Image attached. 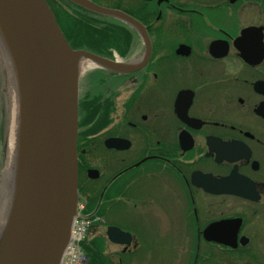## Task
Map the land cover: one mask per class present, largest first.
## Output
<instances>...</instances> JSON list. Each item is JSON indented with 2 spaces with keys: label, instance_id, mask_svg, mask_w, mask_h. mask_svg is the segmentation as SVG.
<instances>
[{
  "label": "flooded vegetation",
  "instance_id": "af4514ba",
  "mask_svg": "<svg viewBox=\"0 0 264 264\" xmlns=\"http://www.w3.org/2000/svg\"><path fill=\"white\" fill-rule=\"evenodd\" d=\"M93 1L143 28L90 13L123 31L94 53L135 68L79 82L91 241L113 264H264V0Z\"/></svg>",
  "mask_w": 264,
  "mask_h": 264
},
{
  "label": "water",
  "instance_id": "95a60500",
  "mask_svg": "<svg viewBox=\"0 0 264 264\" xmlns=\"http://www.w3.org/2000/svg\"><path fill=\"white\" fill-rule=\"evenodd\" d=\"M69 1L143 28L121 10ZM0 34L16 70L20 117L5 182L8 220L0 235V264H61L79 202L81 62L122 72L135 68L73 48L47 0H0ZM108 236L122 243L131 234L110 228Z\"/></svg>",
  "mask_w": 264,
  "mask_h": 264
},
{
  "label": "trees",
  "instance_id": "16d2710c",
  "mask_svg": "<svg viewBox=\"0 0 264 264\" xmlns=\"http://www.w3.org/2000/svg\"><path fill=\"white\" fill-rule=\"evenodd\" d=\"M64 1L69 5L50 2L63 32L75 49L83 48L100 54L110 48L122 51L121 26L118 24L107 26L103 22H95L92 12L69 0ZM78 7L82 11L78 10ZM84 248L90 258L89 264H113L105 256L101 242H85Z\"/></svg>",
  "mask_w": 264,
  "mask_h": 264
},
{
  "label": "bare ground",
  "instance_id": "6f19581e",
  "mask_svg": "<svg viewBox=\"0 0 264 264\" xmlns=\"http://www.w3.org/2000/svg\"><path fill=\"white\" fill-rule=\"evenodd\" d=\"M0 39L2 40V37ZM3 43L4 42H2L0 45V54L7 76V89L9 95L10 119H11L10 129L7 138L8 144L6 150V158L4 160V169H3L4 170L3 179L5 181L6 176H8V172L10 173L11 167L13 165V159H14L13 148H14L15 139L17 138V134L19 131L20 117H19V90H18L16 70L11 55L7 50V47L4 48ZM96 64L97 63L92 60H83L81 62V71L88 67L90 68ZM6 185L4 182L0 196V235L1 236L3 234V231L6 227L8 220V204L6 203L7 199L5 193L8 187Z\"/></svg>",
  "mask_w": 264,
  "mask_h": 264
},
{
  "label": "rangeland",
  "instance_id": "374dc122",
  "mask_svg": "<svg viewBox=\"0 0 264 264\" xmlns=\"http://www.w3.org/2000/svg\"><path fill=\"white\" fill-rule=\"evenodd\" d=\"M84 70L82 71V76L84 75ZM81 76V77H82ZM10 106H9V95L8 91H6V76L4 75L3 70V64L0 59V196H1V190L2 185L6 180L4 181L3 175H4V160L6 158V150H7V144H8V132L10 129ZM93 219L90 221L93 222ZM113 250L117 249L115 246H104V253L105 250Z\"/></svg>",
  "mask_w": 264,
  "mask_h": 264
},
{
  "label": "built area",
  "instance_id": "2783aa9c",
  "mask_svg": "<svg viewBox=\"0 0 264 264\" xmlns=\"http://www.w3.org/2000/svg\"><path fill=\"white\" fill-rule=\"evenodd\" d=\"M82 207L81 205V209ZM89 224V218L83 213H79L75 220L71 241L62 264H87V256L82 251L80 244L86 236Z\"/></svg>",
  "mask_w": 264,
  "mask_h": 264
}]
</instances>
